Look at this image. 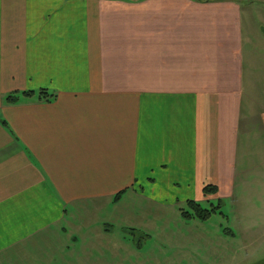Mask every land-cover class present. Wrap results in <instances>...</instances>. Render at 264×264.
Returning <instances> with one entry per match:
<instances>
[{
  "label": "crops",
  "instance_id": "1",
  "mask_svg": "<svg viewBox=\"0 0 264 264\" xmlns=\"http://www.w3.org/2000/svg\"><path fill=\"white\" fill-rule=\"evenodd\" d=\"M255 145L264 0H0V264L91 210L230 198Z\"/></svg>",
  "mask_w": 264,
  "mask_h": 264
},
{
  "label": "rangeland",
  "instance_id": "2",
  "mask_svg": "<svg viewBox=\"0 0 264 264\" xmlns=\"http://www.w3.org/2000/svg\"><path fill=\"white\" fill-rule=\"evenodd\" d=\"M261 151L255 145L242 156L232 197L200 202L204 209L221 202L208 220L183 219L185 203L163 211L126 204L119 219L113 210H91L76 215L67 235H56L46 247L55 259L51 264H259L264 261ZM102 222L109 224L106 236L98 232Z\"/></svg>",
  "mask_w": 264,
  "mask_h": 264
},
{
  "label": "trees",
  "instance_id": "3",
  "mask_svg": "<svg viewBox=\"0 0 264 264\" xmlns=\"http://www.w3.org/2000/svg\"><path fill=\"white\" fill-rule=\"evenodd\" d=\"M41 93H43V91H41ZM23 96H31L32 93L30 92H25L22 94ZM18 100V96L17 95H9L5 98V101L9 104H15ZM216 192V188L212 187V186H207L203 189V193L204 195H208V194H214ZM122 193H118L114 199H113V203H117L120 200ZM221 205V202H219L217 204L216 207L212 208V209H204L202 208V206L196 202L193 201H188L186 202V206H187V210L181 209L180 210V214L181 217L185 220H199V221H206L210 218L211 214L213 212H215V209H219ZM107 231V230H105ZM259 264H264V261L260 262Z\"/></svg>",
  "mask_w": 264,
  "mask_h": 264
}]
</instances>
